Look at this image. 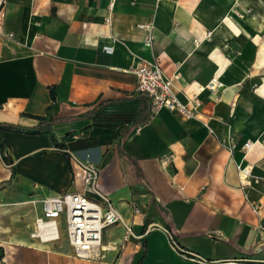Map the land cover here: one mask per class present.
I'll return each instance as SVG.
<instances>
[{"label": "crops", "instance_id": "1", "mask_svg": "<svg viewBox=\"0 0 264 264\" xmlns=\"http://www.w3.org/2000/svg\"><path fill=\"white\" fill-rule=\"evenodd\" d=\"M140 59L178 74L182 101L220 87L195 119L153 111ZM0 123L54 136L0 128V264H138L143 250L141 264H264V0H0ZM85 161L134 236L114 224L78 258L64 230L31 234L41 199L83 187Z\"/></svg>", "mask_w": 264, "mask_h": 264}, {"label": "built area", "instance_id": "2", "mask_svg": "<svg viewBox=\"0 0 264 264\" xmlns=\"http://www.w3.org/2000/svg\"><path fill=\"white\" fill-rule=\"evenodd\" d=\"M116 0H108V9L112 11ZM136 0H131L135 3ZM110 22V17L105 19ZM149 30L146 42H152L151 25L144 26ZM105 52H112L111 46H104ZM136 78V90L146 94L151 99L153 111L162 108L168 111H177L184 120L195 119L199 116L201 99L200 92H210L218 89L220 84L212 80L206 86L199 87L197 93L184 97L182 101L178 97L179 89L176 82L178 74L167 76L156 61L138 60L132 69ZM229 151L235 148V142L230 135L221 140ZM252 142L248 140L243 145L245 154L251 150ZM84 171L83 187L74 192H65L59 196L46 197L40 200L41 215L35 219V230L31 234L45 242H53L60 239L59 221L63 222V230L66 240L72 249V253L78 258H91L97 249H107L102 246V235L105 228L120 223L124 233L121 243L133 237L131 226L126 223L121 214L114 208L111 200L96 189V181L99 174V166L96 163L81 162ZM242 179L248 177L249 170L246 167L239 170ZM256 212L257 208L254 206ZM135 212H138L135 209ZM258 230L264 231V223L258 225ZM114 245V244H113ZM191 260L203 263V260L192 258Z\"/></svg>", "mask_w": 264, "mask_h": 264}, {"label": "trees", "instance_id": "3", "mask_svg": "<svg viewBox=\"0 0 264 264\" xmlns=\"http://www.w3.org/2000/svg\"><path fill=\"white\" fill-rule=\"evenodd\" d=\"M0 128L1 129H8V130H14V131H22V132H26V133H30V134H33V133H39L41 131H46V130H42V129H32V130H28V129H23V128H20L16 125H12V124H5V123H0ZM47 133L50 134V138L52 141H54V136L53 134L50 132V131H46ZM55 146L60 149L61 151H63L65 157H67V159H69V154L68 152L64 149L63 145L61 144H55ZM4 150H5V143L4 142H0V153H1V157H2V160L5 164H10L11 163V160L9 158V156L7 154L4 153ZM143 255H144V250L141 252V256L139 258V261H138V264H141L142 262V258H143Z\"/></svg>", "mask_w": 264, "mask_h": 264}, {"label": "bare ground", "instance_id": "4", "mask_svg": "<svg viewBox=\"0 0 264 264\" xmlns=\"http://www.w3.org/2000/svg\"><path fill=\"white\" fill-rule=\"evenodd\" d=\"M227 23V22H226ZM227 26H231L232 27V24L228 21V23H227ZM237 33V32H236ZM216 80V79H215ZM2 232H5V231H2ZM1 236V235H0ZM12 240V239H11ZM8 241V240H7ZM37 241V240H36ZM31 242V244H36V245H41V244H37L36 242H33V241H30ZM41 242H43V241H41Z\"/></svg>", "mask_w": 264, "mask_h": 264}, {"label": "rangeland", "instance_id": "5", "mask_svg": "<svg viewBox=\"0 0 264 264\" xmlns=\"http://www.w3.org/2000/svg\"><path fill=\"white\" fill-rule=\"evenodd\" d=\"M59 229H60V233L64 234V232H63V224H62L61 220L59 221Z\"/></svg>", "mask_w": 264, "mask_h": 264}]
</instances>
